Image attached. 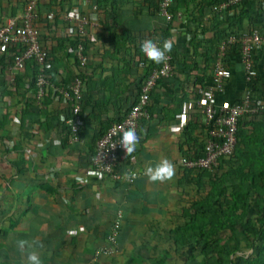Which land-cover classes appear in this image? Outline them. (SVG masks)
Wrapping results in <instances>:
<instances>
[{
  "label": "crops",
  "instance_id": "crops-1",
  "mask_svg": "<svg viewBox=\"0 0 264 264\" xmlns=\"http://www.w3.org/2000/svg\"><path fill=\"white\" fill-rule=\"evenodd\" d=\"M26 1L0 0V27L8 19L20 16ZM50 1L39 5L41 44L49 49L56 46V40L74 36L62 19V14L70 6L87 15L97 16L98 26L89 30L87 55L90 63L87 66V78L92 91L98 94V100L103 101L105 95L111 97V101L107 103V107L100 109L96 106L97 109L93 110L89 106L84 114L87 125L84 132L88 137L81 141H74L70 137L63 144V128H49L45 125L49 115L63 117L66 109L63 98L55 94L58 89H53L55 99L50 108L42 109L41 106L39 111H28L26 105L33 99L30 78L32 71L28 69L29 71L22 73L26 77L25 84L21 83L17 89L18 84L14 81L17 74L14 54L10 51L0 54V241L6 243L9 249V256L0 250V258L7 256L8 264H24L26 255L17 247V241L38 238L43 245L39 249L43 264L49 261L59 264H150L153 258L169 248L166 235L163 236L161 231L159 234L156 232H164L174 226L178 220L176 215L186 207L191 196L190 190L193 189L181 188V143L184 140V129L174 131L179 125V115L175 124L158 120L162 117L161 110L169 106L165 94H181V89H172L167 85L161 87L160 91L156 89L162 95L150 102V105L154 103V111L161 116H151L148 113L146 121L142 124L144 118L140 121L142 140L137 153L122 170L118 169L119 172H124L129 167L136 171L139 178L133 184L126 180L116 181L108 176L92 175L94 155L90 153L89 146H92V135H98L104 128L125 118L128 106L122 100L126 94L124 90L127 86H133L132 81L137 79L143 68L140 65L128 69L131 73L128 80L124 81V77L120 76L125 83L114 85L111 82V71L115 69L121 72L123 65L118 63L120 56H116L114 47L109 43L110 34L114 32L116 25L113 19L116 18L123 28L137 35L154 39L161 34L166 25L165 20L149 11L146 0H119L120 6L116 13L110 7H105L108 11L104 13L99 10L96 14L93 11L95 2L70 0L64 3L66 6L61 13L60 1ZM198 3V0L195 1L191 8L198 6ZM49 13L54 14V22L47 20ZM222 15L227 16V13ZM204 24L210 29L205 36L212 38L215 34L212 14L205 16ZM191 27L194 29V26ZM170 32L172 50H178L191 61V48L187 45L192 36L185 31V20L179 18ZM203 52L200 49L201 57L196 59L200 66H204ZM67 53L71 59H64L67 69L61 70V78L69 71H72V76L78 74L72 50L68 49ZM237 53H228V61L224 62L225 67L232 70V77L220 98L221 103L240 100L246 93L247 78ZM205 77L204 86L212 87L214 71H210ZM73 79L74 77L70 82ZM97 82L101 85L94 89ZM185 88L187 92L192 90L190 84L185 85ZM60 91L58 90L59 94ZM193 101L196 100L190 102ZM21 117L26 123L21 121ZM201 132L199 130L198 134ZM94 150L96 152V144ZM21 155L24 157V164L21 166L24 174L19 176L16 168L21 165ZM162 158L174 164L176 174L164 184H152L143 175V169ZM47 187H52L56 196L44 191ZM27 188L32 189L31 192H27ZM116 213L122 215L117 239L120 252L113 257L98 256L109 245L110 227L117 217ZM134 257L140 259L134 261Z\"/></svg>",
  "mask_w": 264,
  "mask_h": 264
},
{
  "label": "trees",
  "instance_id": "trees-1",
  "mask_svg": "<svg viewBox=\"0 0 264 264\" xmlns=\"http://www.w3.org/2000/svg\"><path fill=\"white\" fill-rule=\"evenodd\" d=\"M59 1V10L62 13L66 6L64 3L70 0ZM161 1L146 0L149 11H153L158 17L165 20L166 25L162 28L157 39L162 42L163 39L169 38L171 36L170 29L181 17L185 20V31L192 36L187 45L191 48L192 60L190 61L187 56L178 50H172L170 54L175 65V73L171 78L158 81L150 95V102L152 103L162 95L156 89L160 91L164 85L172 89H181V94L175 92L165 94L169 106L161 110L162 117L158 119L159 121L166 120L175 124L177 116L183 111L184 105L199 98L197 89L204 87L205 75L210 71H214L219 46L223 40L232 36L237 38L238 42L228 50V53L238 52L241 61L242 45L238 39L239 35L245 32L253 33L254 29L264 26V0H244L241 5L233 6L227 12H219L220 14L217 13L215 7L227 0H198V6L196 5L195 8H191V5L197 0H173L168 7V12L172 16L170 21L161 14ZM50 2L52 3L53 0ZM96 3L99 10H103L104 13L108 11L105 7H110L111 11L116 13L120 6L119 0H98ZM222 13H227V16L222 15ZM209 14H212L215 24V34L212 38L205 36L210 29L204 24V18ZM113 20L116 21V25L114 32L110 34L111 40H109V43L114 47L113 52L117 54L116 56H120L118 63L123 65L121 72L115 69L111 71L113 78L111 82L113 84L117 83V85L123 83L131 75L128 69L143 65L142 72L137 77L138 80L132 81L133 86H127L124 90L126 92L125 100H122L128 106L126 117L132 107L139 101L143 86L149 76L161 64L148 60L140 51L139 43L144 37L123 28L116 18ZM191 26H194V29ZM56 41V46L52 49L44 46L49 53L51 68L47 73L50 77L49 83L53 87H48L42 101L37 99L38 88L36 84L40 67L35 61L26 62L25 71L28 69L32 71L30 78L32 80L31 92L33 99L26 105L28 111H39L41 106L42 109L50 108L55 99L53 89L68 90V86L72 83L70 81L72 77L75 78V74L72 76V71H69L65 77L61 78V70L63 68L67 69L64 59H71L67 50L75 51L77 44L82 42L87 54L88 44L90 43L89 39L84 41L78 34ZM200 49L204 50V66H200L196 62V59L201 57L199 55ZM14 52L21 54L18 48ZM73 60L78 70L77 76L85 84L87 83L82 102L84 114L90 108L89 106L93 110L107 107L111 97L104 95L103 101L98 100V94L92 91L90 81L87 78L89 75L87 66H89L90 61H88L85 68H82L75 56ZM227 61L228 59L226 60L225 57L224 62ZM263 63L264 46L254 51V67L258 72L257 76L250 81H246V92L251 95L252 109L259 108V114L249 113L239 119L233 153L218 159L217 164L212 166L211 169L182 167L181 188L185 190L190 187L195 189L196 193L194 196H190L186 207L176 215L178 220L175 221L174 226L164 232L162 230L156 232L159 234L161 231L163 236L166 235L169 248L165 249L163 254L161 253L153 258L152 264H179V258L185 259L183 264H264V89L261 87V76L264 72ZM121 75L124 77V81H121ZM25 78L22 74L15 76L14 81L18 84L17 89L20 88L21 83L25 84ZM188 84L192 86L190 92H187L185 88V85ZM100 85L101 83L97 82L93 88L96 89V86ZM108 87L110 88V86ZM58 90L55 94L62 98L63 96L58 93ZM218 102L221 104L220 99ZM238 102H240L239 99L230 103L235 104ZM66 105L63 117L49 115L50 117L47 118L45 123L49 128L54 126L63 128V144L72 137V126L67 122L73 120L72 105L69 103ZM147 110L151 116L160 115L159 112L154 111V103L149 104ZM124 119H119L117 122ZM23 120L24 118L21 117L22 122ZM144 121H146V118L143 119L141 124ZM24 122L26 123L25 120ZM83 123L84 125L78 132L79 141L88 137V134L84 132L87 128L85 119ZM110 127L104 128L98 135L91 136L92 146H89V150L94 156L95 144L97 145V142ZM199 130L202 131L200 135L198 134ZM140 136L142 140L141 132ZM209 137V128L205 126L200 111L193 110L187 126L184 128V140L181 143L182 158L184 160H194L203 157ZM137 150L134 154L137 153ZM130 159V157L125 156V152H121L117 171L118 169L122 170ZM20 160L21 165H17L16 170L17 175L22 176L24 174L21 167L24 164L22 155ZM44 191L56 196V191L52 187H47ZM115 216H118V214L116 213ZM45 264L59 263L49 261Z\"/></svg>",
  "mask_w": 264,
  "mask_h": 264
},
{
  "label": "built area",
  "instance_id": "built-area-1",
  "mask_svg": "<svg viewBox=\"0 0 264 264\" xmlns=\"http://www.w3.org/2000/svg\"><path fill=\"white\" fill-rule=\"evenodd\" d=\"M47 0H27L24 3L22 14L15 18H10L0 27V52H13L15 56L14 68L16 72L23 73L26 69L27 61H35L40 71L37 77L38 94L37 99L42 101L47 93L48 87H51L48 71L51 68L49 62V53L41 44V14L39 5ZM98 0H85V2H95L93 6L94 14L99 12ZM173 0H162L160 3L161 14L171 20L172 16L168 12V7ZM244 0H227L215 7L217 12H227L233 6L241 5ZM63 14L62 19L67 24V29L72 35H77L84 41L89 39V30L98 26L96 15H87L77 8L70 6ZM96 16V17H95ZM49 22L55 21L53 13L47 16ZM239 41L242 45L241 61L244 68L247 81L257 76L258 72L254 65V51L264 46V26L253 30V33H242L239 35ZM90 41V40H89ZM238 42L236 37H229L220 43L218 59L214 69V85L212 87H199L196 101L184 105L182 113L178 116L179 125L174 131L180 132L187 126L190 114L193 110H198L203 115V122L209 128V138L206 143V151L203 157L194 160H182L181 166L186 168L211 169L216 165L218 159L223 156H229L233 153L236 145V134L239 119L246 114H259V108L252 109L251 95L246 92L240 99V102L231 104L223 102L219 104V99L226 91L229 80L232 77V70L224 65V59L228 50ZM18 48L21 54L14 53ZM73 55L77 58L80 67L85 68L89 59L82 42L77 44ZM175 71L172 55L169 53L166 62L155 69L149 76L143 86L139 101L132 107L129 114L121 122L112 125L103 137L97 142L95 156L92 159L91 174L97 177L108 176L113 180H126L129 184L134 181L128 180L123 173L117 171V165L121 152H125L119 144L120 135L123 130L135 128L140 135V121L148 116L147 106L150 104V95L158 81L170 78ZM85 83L79 77L75 76L68 90L60 91L65 103L72 105L73 120L67 121L72 126V138L79 141L78 132L84 124V115L82 102L84 99ZM262 107V106H261ZM113 145H115L113 147ZM133 158H131L132 160ZM129 171L131 168L128 167ZM122 215L118 216L111 225V231L108 238V247L98 253V256L104 255L113 257L119 254L120 248L117 246L118 234L121 228Z\"/></svg>",
  "mask_w": 264,
  "mask_h": 264
},
{
  "label": "clouds",
  "instance_id": "clouds-1",
  "mask_svg": "<svg viewBox=\"0 0 264 264\" xmlns=\"http://www.w3.org/2000/svg\"><path fill=\"white\" fill-rule=\"evenodd\" d=\"M139 47L140 51L146 56L148 60L153 61L156 64H162L166 62L168 54L172 52L173 41L169 38H165L161 42L158 39L147 37L140 41ZM7 53L0 52V54ZM17 74L22 73L17 72ZM140 140L141 136L137 133L136 129L128 128L122 131L118 142L124 149L125 156L134 158V153L137 150V146L140 144ZM114 146L115 145H113V147ZM175 174L176 172L174 164L166 158L158 160L155 164H149L143 169V175L152 184H164L168 181H171ZM123 175L130 181L137 179L136 171L125 170ZM17 247L22 253L26 255L24 264H43L42 255L39 251L43 245L38 238L20 239L17 241Z\"/></svg>",
  "mask_w": 264,
  "mask_h": 264
},
{
  "label": "rangeland",
  "instance_id": "rangeland-1",
  "mask_svg": "<svg viewBox=\"0 0 264 264\" xmlns=\"http://www.w3.org/2000/svg\"><path fill=\"white\" fill-rule=\"evenodd\" d=\"M101 15H103V14H101ZM263 74H262V76H261V78H262V84H261V87L264 89V72H262ZM31 190L32 189H28L27 188V192H31ZM196 193V190L195 189H191L190 190V195L191 196H194V194ZM2 245V246H1ZM0 250H3L6 254H7V256H9V253H8V251H9V249H8V245L5 243V244H3V242L2 241H0ZM7 256H4V257H2V259L0 258V264H8V258H7ZM140 258H138V257H134V261L135 260H139ZM184 260L185 259H183V258H179V264H183V262H184ZM153 262V261H152ZM152 262H150V264H152ZM134 263V262H133Z\"/></svg>",
  "mask_w": 264,
  "mask_h": 264
}]
</instances>
